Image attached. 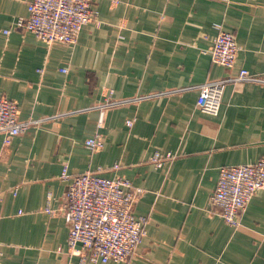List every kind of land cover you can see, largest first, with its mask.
Listing matches in <instances>:
<instances>
[{"label": "crops", "instance_id": "0c3cea01", "mask_svg": "<svg viewBox=\"0 0 264 264\" xmlns=\"http://www.w3.org/2000/svg\"><path fill=\"white\" fill-rule=\"evenodd\" d=\"M30 1L0 0V96L40 121L10 145L0 136V264H264V191L238 228L210 211L219 169L264 157V85L229 82L217 116L197 109L207 80L264 74V0H91L77 42L50 47L14 27ZM220 31L239 48L231 69L209 55ZM110 90L130 102L104 109L99 128ZM97 133L104 147L90 151ZM155 152L175 157L157 168ZM64 166L143 190L133 213L146 236L126 263L70 249L64 217L45 211L64 204Z\"/></svg>", "mask_w": 264, "mask_h": 264}, {"label": "built area", "instance_id": "2783aa9c", "mask_svg": "<svg viewBox=\"0 0 264 264\" xmlns=\"http://www.w3.org/2000/svg\"><path fill=\"white\" fill-rule=\"evenodd\" d=\"M29 14L19 19L14 27L22 28L50 47L55 44L74 45L83 29L96 20L91 0H31ZM5 35L10 30L3 31ZM239 48L232 33L220 31L209 50L213 64L231 69L234 67ZM208 52V51H207ZM68 69H61L67 73ZM255 82L264 85V74H252L241 69L233 80H207L199 89L197 109L204 114L217 116L221 110L222 97L229 82ZM130 102V99L115 97L108 91L102 104L98 127L104 123V109ZM17 103L0 96V136L4 145H10L14 137L28 131L38 120H19ZM131 127L133 121H127ZM90 151L104 147L100 134L85 140ZM172 153L155 152L150 162L157 168L173 160ZM118 169L119 165L113 167ZM61 179L68 183L64 204L59 209L45 211L51 216L64 217L69 226L68 245L70 249L85 251L93 262L126 263L136 252L146 236V217L133 213L136 198L143 192L126 178H106L97 172L86 171L72 176L64 166ZM259 191H264V157L254 164L224 166L219 169L216 188L210 198V211L219 214L234 228L242 225L251 201ZM17 189L14 190V195Z\"/></svg>", "mask_w": 264, "mask_h": 264}, {"label": "water", "instance_id": "95a60500", "mask_svg": "<svg viewBox=\"0 0 264 264\" xmlns=\"http://www.w3.org/2000/svg\"><path fill=\"white\" fill-rule=\"evenodd\" d=\"M78 247H81V245L79 244Z\"/></svg>", "mask_w": 264, "mask_h": 264}]
</instances>
